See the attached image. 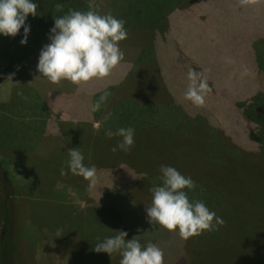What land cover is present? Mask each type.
<instances>
[{
	"label": "rangeland",
	"instance_id": "rangeland-1",
	"mask_svg": "<svg viewBox=\"0 0 264 264\" xmlns=\"http://www.w3.org/2000/svg\"><path fill=\"white\" fill-rule=\"evenodd\" d=\"M57 1L36 0L40 14H29L30 31L37 28L45 8ZM204 1L85 0V12H111L126 21L127 40L119 47L128 58L107 77L79 85L49 82L36 70L41 49L37 54L34 49L45 32L28 37L24 45L18 34L0 36L2 74L13 67L0 83V170L5 172L0 198H7L9 206L15 203L18 230L13 237L32 253L33 262L22 259V264H119V254L93 251L98 238L115 235L118 229L128 231L129 239L142 238L161 248L164 264H182V256L186 264H233L228 231L234 225L237 232L252 225L264 230L263 215H257L260 221L250 218L264 209V0ZM197 4L205 22L226 24L198 36V47L174 35L193 30L197 18L178 14L176 8ZM59 5L58 14L67 4ZM232 28L243 41L241 49L231 47L236 41L213 48L211 40H228ZM132 33L141 37L140 44L128 35ZM190 69L207 79L203 105L184 98ZM105 91L99 110L91 112V103ZM227 102L239 109L225 110ZM99 116L97 141L105 138L106 129H134L128 151H111L118 136H106L103 146L93 141L91 121ZM244 119L251 120L249 127ZM229 129L235 130L234 136ZM75 147L87 156L85 164L100 165L94 166L93 185L67 169V149ZM160 148L164 154L157 153ZM214 163L222 166L212 167ZM161 164L191 177L196 186L188 192L189 199L202 200L222 220L228 200L236 214L248 217L210 231L206 238L211 244L205 242L203 252H196L177 231H170L167 239L155 234L166 231L148 222L144 203L149 189L161 184ZM62 167L65 175L60 174ZM231 170L235 175L230 177ZM150 227L155 231L148 232ZM2 231L8 245L9 228ZM255 248L247 250L253 253ZM6 252L1 243L0 257ZM0 264L5 263L0 259Z\"/></svg>",
	"mask_w": 264,
	"mask_h": 264
},
{
	"label": "clouds",
	"instance_id": "clouds-1",
	"mask_svg": "<svg viewBox=\"0 0 264 264\" xmlns=\"http://www.w3.org/2000/svg\"><path fill=\"white\" fill-rule=\"evenodd\" d=\"M29 14L33 17L40 14L36 0H0V36L15 37L20 34L19 43L26 44L31 29L27 23ZM125 24L123 18H117L111 12L101 14L92 10L81 12L69 9L65 15L54 18L48 32L50 42L41 47L36 70L52 83L67 80L79 85L93 78L107 77L124 58L119 42L127 38ZM187 79L189 83L184 98L194 105H203L209 91L207 79L193 69L188 71ZM107 95L105 91L99 100L92 102L90 111H98ZM105 136L121 138L112 147L113 152L118 149L126 152L134 143L132 127H120L115 132L106 129ZM67 154L68 171L82 176L89 185H93L96 169L85 164L80 149L69 148ZM159 173L161 184L149 189L152 199L145 209L149 223L168 231H177L184 240L205 231H215L224 223L202 200L189 199L188 192L196 186L191 177L165 164L159 166ZM60 174L65 175L63 167ZM127 235L124 230H116L115 235L98 238L93 251L110 256L117 253L120 256L119 264H164L161 248L150 241L142 244L133 237L126 239Z\"/></svg>",
	"mask_w": 264,
	"mask_h": 264
},
{
	"label": "trees",
	"instance_id": "trees-1",
	"mask_svg": "<svg viewBox=\"0 0 264 264\" xmlns=\"http://www.w3.org/2000/svg\"><path fill=\"white\" fill-rule=\"evenodd\" d=\"M202 1H203L202 3H204V4H206V2H207L204 0H202ZM64 3L67 4L66 9H63L62 12L60 14H58L57 4H64ZM107 5H105L104 8ZM197 5L196 6L191 5L189 8L187 7V9L186 8H183V9L176 8L179 10L178 14L184 12V13H186V15H187V13L192 14L193 16H196L197 18H195L194 22H196V23H194L195 25L193 26V30H189V29L184 30L183 29L181 31L180 30L176 31V29H178V28H175L174 31H176V32L174 35H182L181 37H178L181 42L185 41V42H187L188 46L193 45V46L198 47V45L202 39L200 37L207 35L206 34L207 30L220 29L221 27L226 26V24H219V23H221L220 21L219 22H212V21L205 22L204 21L205 16H204L203 12L198 10L201 8V5H199V4H197ZM104 8H103V10H104ZM69 9L79 10L81 12H85L86 11L85 10V0H59V1L55 2L54 4L50 5L48 8H45V12H44L43 16L36 23L37 28H35L34 30H31L30 31L31 34H30V36H28V37H32L33 35L39 36L41 33L43 34V32H45L44 36L42 37L41 43L34 49V51H35L34 54L35 53L37 54V52L41 49V47L43 45H45L48 41L49 29H45V27H47L48 25H53L52 17L56 18L59 16H63L68 12ZM232 29L234 31H231L232 34L227 37L228 40L223 41V42L215 40L214 42H218L216 44H213V42L211 40V44L213 45L212 47L213 48H217V46L222 47L224 42L228 41L227 43H225V47H227V45L229 43L236 41V45H231V47H234L236 49H241V45H242L243 41H241V39L236 38V35L234 34L235 28H232ZM137 32H140V30L136 29L135 34H137ZM135 34L132 33V34H128V35H130L132 37V36H136ZM190 34H193L194 36L192 35L193 37H190V36L188 37L187 35H190ZM17 36L21 37L20 34H18ZM198 36H200V37H198ZM1 38L2 37H0V42H2ZM134 38H135V41H137L139 44L141 43L140 42L141 40L139 39V38H141L140 36L139 37L136 36ZM134 38L132 40H134ZM125 40H127V39H124V40L120 41L119 43H122ZM206 40H208V39H206ZM132 50L135 51V49H132ZM227 56H228V53H227ZM133 57L134 56H132L131 58H133ZM127 58L128 57H126V50H125L124 59L126 60ZM23 60L24 59H21L20 63L17 62V63H15V65L17 66V65L21 64L23 62ZM12 69H13V67H11L9 69V71L5 72V75L2 74V70L0 69V83H3V81H5V79L8 77V75L12 71ZM243 91H244V87H242V94H243ZM211 97L213 98V96H211ZM233 103L234 102H227L226 104H224L225 110H227L229 108V106L235 107L233 109H239L238 104L235 105ZM215 104L216 103H214L213 105H215ZM218 109L219 110L221 109L220 105L218 106ZM217 114H218V112H217ZM245 119H247V118H245ZM245 119H244V122H246L247 127L250 126L251 120H252V122H254L255 125L257 123L256 119H253V118H251V120L250 119L245 120ZM234 131L235 130H233V129L227 130L228 134H230V135H232L234 133ZM232 136H234V135H232ZM164 152H165V150H163V148L157 149L158 154H164ZM256 160L258 161L259 158H256ZM138 161L142 163V160L140 158L138 159ZM221 166H222V164L218 165V164L214 163L212 167L219 168ZM215 168H214V170H215ZM222 170H223V168H222ZM4 174H5V172L0 170V180H5ZM212 174H214L213 171H212ZM233 175H235V172H233V170H231V172L228 174V176L231 177ZM226 180H227V178H226ZM148 195H152V193L150 192V193H148ZM225 204H226V201H225ZM4 207H6V208H4ZM258 214H261L264 216V209H259L257 214L250 216V218H252L255 221H260L261 217L257 216ZM247 217L248 216L236 214V210L233 208L232 203L228 200V207L223 214V221H224L225 225H227V224L233 225L234 221L239 222L240 219L243 221ZM255 217L257 219H255ZM1 219H2V223L0 226L1 227L0 228V244L2 243V245L8 250V252H6V254L4 253L0 257L1 261L4 262L5 264H22V262L20 261L22 259L24 261L30 260L33 262V260L30 259L32 257L31 256L32 253L30 254V251L28 249L26 250V249H24V247H21L22 244L19 241V239L17 240V238L13 237L17 233V230H18L17 208H16V205L14 202L9 206V204L7 203V198H5V197H3V199L0 198V220ZM224 224H222L221 226H223ZM8 228H9V236H8L9 241H8V245H7V242H5L6 240L4 238L6 236V232L4 233V231H2V230L8 229ZM233 229L236 231L237 234L234 237H232L229 233V236L225 238L226 242L229 245V249H230L229 255H231V257H232L233 264H264V230L260 231V229H256L255 225H252L249 228H247V226H246V228L242 227V230H238V232H237V228L235 225L233 226ZM118 230H120V229H118ZM165 231L167 234L162 233V231L160 233L155 231L154 233L159 234V235L162 234L164 236V238L167 239L170 236V231H168L166 229H165ZM126 232L128 233L126 238H128V236L130 234L128 231H126ZM208 234H209V232L205 231V232H202L198 236L190 237L187 240V244L191 245V247L194 248L196 250V252H203L202 251L203 249H200V247H202L205 244V242H207V243L209 242L206 238V237H208ZM76 238L78 239V236ZM139 241L141 243L147 242L145 239H142V238H140ZM209 244H211V242H209ZM251 247H256L255 251L253 253H250V251L247 250V248H251ZM16 251L19 252V256H17V257L15 254ZM231 251H233V253ZM245 252H247V253H245ZM181 261H182V264H186L183 256H182ZM228 262L231 263L230 260H228Z\"/></svg>",
	"mask_w": 264,
	"mask_h": 264
},
{
	"label": "crops",
	"instance_id": "crops-1",
	"mask_svg": "<svg viewBox=\"0 0 264 264\" xmlns=\"http://www.w3.org/2000/svg\"><path fill=\"white\" fill-rule=\"evenodd\" d=\"M34 75V74H33ZM87 118V117H86ZM102 119V117L101 116H99V118L98 119H95V120H92L91 121V128H92V130L94 131H91V133H93L92 135H93V141L94 142H96V144L97 145H105L106 143H107V137L105 136V138H104V136H103V140L102 141H97L96 140V134L99 132V130H100V127H101V125H102V123H100V120ZM96 123H99L100 125L99 126H97V124ZM89 132V131H88ZM90 133V132H89ZM84 157L86 158L87 156H85L84 155ZM87 165H89V164H87ZM91 166H100L99 164H96V163H93V164H90ZM151 199H152V195H147V197H146V202L144 203V205H150V203H151ZM154 224V223H153ZM153 226H155V224L153 225ZM152 226V227H153ZM147 231L149 232V231H155V229L153 230V228H151L150 227V230H148L147 229ZM229 233H230V235L232 236V237H234L237 233H236V231L235 230H230V231H228Z\"/></svg>",
	"mask_w": 264,
	"mask_h": 264
}]
</instances>
